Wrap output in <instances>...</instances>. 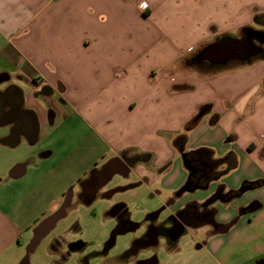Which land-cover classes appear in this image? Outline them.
<instances>
[{"label": "crops", "instance_id": "1", "mask_svg": "<svg viewBox=\"0 0 264 264\" xmlns=\"http://www.w3.org/2000/svg\"><path fill=\"white\" fill-rule=\"evenodd\" d=\"M257 20L264 21V0H0V95L11 87L15 106L11 115L0 99V264H23L37 227L66 195L91 205L96 198L84 202L90 191L81 183L112 160L113 169L122 165L136 174L137 187L148 178L163 184L165 165L176 154L192 179L199 175L192 184L206 186L232 159L217 179L254 168L263 187L255 210H262L264 54L221 67L193 60L217 42L221 47L208 58L230 55L222 39L245 35ZM43 88L52 93H40ZM118 205L107 206L114 221ZM65 216L38 244L48 246L51 258L71 243L65 232L54 233ZM228 219L216 213L213 223L229 226L216 238L235 226ZM205 225L216 230L210 223L193 229Z\"/></svg>", "mask_w": 264, "mask_h": 264}, {"label": "rangeland", "instance_id": "2", "mask_svg": "<svg viewBox=\"0 0 264 264\" xmlns=\"http://www.w3.org/2000/svg\"><path fill=\"white\" fill-rule=\"evenodd\" d=\"M263 20L253 23L251 29L263 31ZM236 38L242 37V43L247 48V35L240 31ZM264 49V46H263ZM223 158V157H222ZM3 157L0 155V168L3 165ZM232 159H229L220 169L223 173L211 175L212 183L197 185L199 175L193 177L191 183H187L189 173L182 163V154L172 156L165 165L164 172H167L163 184L156 183L150 178L145 179L143 184L133 187L140 182L136 174L115 176L99 192L95 201L91 205L73 202L57 225L55 234L65 232L67 240L72 244L81 243V249L71 252L69 259L63 264H148L155 254L158 264H205L206 261H225L224 264H252L255 260L264 258V207L262 210H255L256 202L259 201V194L262 187L261 180L257 177L256 170L240 169L230 172L229 177L224 175L229 170L228 167ZM218 170V165H216ZM227 170V171H226ZM226 171V172H225ZM128 172V171H127ZM185 175V176H184ZM254 176L253 178H249ZM184 187L186 190H183ZM206 198L212 199V209L216 212L211 217H202L204 223L194 222L198 227L201 224L215 221V215L225 214L228 216V224L235 226L221 237L216 238L215 234L226 233L229 226H220L213 230L210 225H205L197 229H189L181 237L178 247L174 251L168 249L165 241L154 251L141 253L139 257L133 259L124 258V254L132 247L134 240L147 232L146 219L149 214L161 211L158 223H164L173 214L187 206L192 207L197 200ZM116 203L127 205L132 215V224H143L142 231L127 232L116 235L114 246L109 249L106 256L99 255L105 244L111 239L112 233L117 226L116 221L107 217L108 205ZM256 203V204H255ZM255 204V205H253ZM199 209H202L199 206ZM209 210V208H207ZM237 222V223H236ZM251 222L250 224H248ZM214 231V232H213ZM220 236V235H217ZM215 240H220L216 251H211V245ZM197 245H207L202 249H196ZM68 253V247H64ZM25 249L22 259L28 255V264H46L44 261L60 263L61 256L56 254L51 258L48 253V246L37 245L29 254ZM63 253V254H65ZM252 260V261H251ZM20 261V262H21Z\"/></svg>", "mask_w": 264, "mask_h": 264}, {"label": "flooded vegetation", "instance_id": "3", "mask_svg": "<svg viewBox=\"0 0 264 264\" xmlns=\"http://www.w3.org/2000/svg\"><path fill=\"white\" fill-rule=\"evenodd\" d=\"M244 47L245 46H243L242 43L236 46L237 57L235 59H232L233 60L232 63L238 62L240 60L241 55L245 52ZM214 57L211 56L210 58L207 59L209 62L218 63L219 67H221L220 65L222 62H227L231 58V56L227 52L224 54L221 53L220 55L218 53V55ZM193 60L195 59L193 58ZM0 81H2V77H0ZM10 88L11 87L9 86L5 88L4 94L0 95V99L8 104L7 107L8 112H10L11 115H14L15 106H13L12 104L13 102L10 98V90H11ZM40 93L48 94V93H52V91L48 88H43ZM49 114L54 116L55 113L53 110H50ZM16 129H18L17 124L13 126V131L15 132ZM195 169H197V172L204 171L201 165H197ZM113 172L119 173L121 176L128 177V172L122 168V165L118 169H113L112 167H108L99 172L95 170L92 171V173H90V175L81 183V185L84 187L85 190L87 189L90 191V193L88 194H83V201L88 203L91 198H96L100 190L112 180L109 179ZM197 178L200 179L199 176ZM212 199H210L205 204V206H201L202 209H199L200 207L198 206L193 208L192 210L188 209V210L180 211L177 214H173L169 219H167L164 223L161 224L158 223L161 214L157 215L156 213H152L146 219L147 232L138 239L134 240V242L132 243V247L124 254L123 257L127 259H133L139 257L141 253H145L151 250L154 253V251L157 249L158 245H160V242L162 240L165 241L166 245L170 247L176 245L178 243V241H176L177 235L186 234L188 232V229L194 228L193 227L195 226L194 222L202 220L201 218L202 216L211 217L212 213L216 212L214 209H212L211 206L213 204ZM72 204H73L72 194L66 195L64 203L57 211V212L62 211L63 214L61 217L66 215V212L70 207H72ZM207 208H209V210ZM114 210L118 211V216L116 219L117 226L115 227L112 233L111 239L105 244L103 251L99 254L101 256H106L109 253V249L111 248L112 245H114L113 244L114 237H116V235L127 232H137L141 228V226L131 223L129 218V212L124 205H118ZM191 219L194 220V222H192ZM213 227L215 229H218L220 226L213 223ZM57 243L61 244L60 241H57ZM81 245H82L81 243L78 244L70 243L67 246L68 253L60 255L61 256L60 263H56V264H61L66 262L69 259L70 253L81 249L79 248L81 247ZM58 246L60 245H57V248ZM30 252L31 251H29V253ZM156 258L157 256L154 254L153 257L149 260L148 264H158V260ZM27 259H28V255L24 259L23 264H28Z\"/></svg>", "mask_w": 264, "mask_h": 264}, {"label": "water", "instance_id": "4", "mask_svg": "<svg viewBox=\"0 0 264 264\" xmlns=\"http://www.w3.org/2000/svg\"><path fill=\"white\" fill-rule=\"evenodd\" d=\"M244 33L247 35V38H248V40H246V42L248 43V46L246 48V51L241 55L240 60H242L244 62H251L254 58L259 57V56H263V54H264V49H263V46H264V30L263 31H255L252 29H246L244 31ZM222 40L224 41V43L229 42V44H230L229 52H230L231 58L229 59V61L232 59H235L237 57L236 46L241 41H239L238 39L233 38V37H225ZM220 47H221V43H219V42L212 44V45L204 48L203 50H201L194 57V59L197 62L208 61L207 55L210 53V51L214 50V49H219ZM1 111H2V106H0V112ZM202 116H203V113H200V115H198V117L196 119L199 120ZM113 162H114L113 160L109 161L105 165L104 168H108V167L112 166ZM185 167L190 172L191 169H190V167L187 166L186 162H185ZM160 213H161V211L156 212L157 215H159ZM62 214H63L62 211L55 213L54 215L45 219L37 227L35 234H34L33 241H32V245H30V247L28 248L27 254H29V251H33L36 248V246L39 244L42 236L54 225V223L57 222V220L59 218H61ZM181 235L182 234L177 235L176 239H179L181 237ZM115 239H116V237H114V243H115ZM112 246H114V245H112Z\"/></svg>", "mask_w": 264, "mask_h": 264}, {"label": "trees", "instance_id": "5", "mask_svg": "<svg viewBox=\"0 0 264 264\" xmlns=\"http://www.w3.org/2000/svg\"><path fill=\"white\" fill-rule=\"evenodd\" d=\"M192 182V178L190 176L189 180H188V184Z\"/></svg>", "mask_w": 264, "mask_h": 264}]
</instances>
